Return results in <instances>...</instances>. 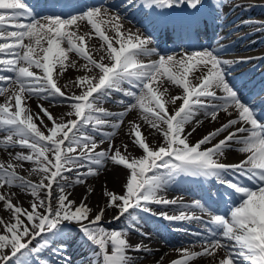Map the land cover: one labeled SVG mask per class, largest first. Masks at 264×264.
<instances>
[{
  "label": "snow or ice",
  "instance_id": "6c2138e0",
  "mask_svg": "<svg viewBox=\"0 0 264 264\" xmlns=\"http://www.w3.org/2000/svg\"><path fill=\"white\" fill-rule=\"evenodd\" d=\"M185 2L193 9L201 5V0H145L142 6L155 11ZM128 3L134 6L135 0ZM49 11L52 14L42 15L23 0H0V67L14 74L0 75L3 82L0 95L7 97L0 103V130L7 133L0 140V146L27 148V154L17 152L13 160L32 162V171L41 177L39 183H34L19 175L17 168L22 165L13 160L0 161V188L19 186L34 198L29 209L14 204L10 196L0 193V201L12 214L9 221L0 218V264H29V257L39 256L51 247L52 238L63 237L66 224L79 227L92 247L93 264H134L129 255L133 246L127 238L130 230L138 228L139 217L134 213L137 210L152 213V204H177L176 200L166 199L160 193L179 174L214 178L231 190L228 194L231 206L226 214L211 216L210 223L216 227L208 229L212 239L205 242L201 251L178 250L181 256L170 264H190L193 259L214 255L220 249L227 252L218 264H240L241 260L264 264V122L258 119L256 112V107L264 106V98L257 104L252 102L254 98L243 97L238 85L228 79L231 62L218 53L204 50L185 53L179 58L162 55L158 60L144 63L139 57L155 51L148 47L150 37L124 31L119 14L109 15L100 7L68 16ZM25 17L28 22H21ZM80 21H86L104 42L100 47L109 62H104V56L99 60L94 58L85 39L91 37V33L79 34ZM105 25L115 36L107 34ZM71 52L86 61L80 65L85 74L73 81L80 89L79 94H68L58 86V77L67 70ZM70 63L73 68L77 66L75 61ZM190 76L198 82L193 83ZM160 77L180 86L183 95L166 98L167 88L161 91L156 86ZM125 81L135 85L139 92L123 88ZM113 91L123 92L134 102L121 100L125 107L119 113L100 107L99 102L110 97ZM37 96L52 101L62 98L60 103H68L71 108L66 113L69 118L58 120L43 105H38L42 116L32 113L27 101ZM177 100L181 101L179 106H176ZM169 104L174 106L171 112ZM133 109H139L145 122L161 132L164 142L150 147L140 125L129 122L133 142L143 152L141 156L125 155L111 144L109 149L97 151L95 133L109 127L113 132L103 135L110 138ZM201 111L212 121L218 119L220 111L229 118L190 143L189 137L202 123L196 119ZM113 116L115 122L110 119ZM45 117L50 127L44 123ZM36 120L40 121L39 126ZM193 121L195 126L187 131L186 125ZM225 133L223 139H217ZM232 143L241 145L238 151L246 154L245 158L239 163H224L220 158ZM205 145L211 147H202ZM108 160L128 172L122 194L107 188L103 193L107 206L118 209L113 219L119 220L125 214L129 218L128 227L121 230L109 231L100 226L105 209L100 208L93 214L86 203L87 197L77 203L69 198L71 193L65 191L66 184H83L88 176L98 175ZM81 168L86 171L80 173ZM74 170L77 175L69 183L64 174ZM229 172L256 183L252 187L242 185L239 179L229 178ZM53 185L58 188L55 204L52 202ZM42 191L45 192L43 198ZM220 195L223 198L225 194ZM194 205L204 210L201 201H194ZM152 214L169 221L199 219L195 213L189 215L184 211ZM37 238H41L39 243L33 245ZM64 247L60 243L52 247L51 252L59 255ZM143 248L142 244L135 245L136 251ZM42 264H51V261L46 259Z\"/></svg>",
  "mask_w": 264,
  "mask_h": 264
},
{
  "label": "bare ground",
  "instance_id": "6f19581e",
  "mask_svg": "<svg viewBox=\"0 0 264 264\" xmlns=\"http://www.w3.org/2000/svg\"><path fill=\"white\" fill-rule=\"evenodd\" d=\"M105 0V5L101 6L100 8L102 9V12L107 10L109 15H116L119 14L121 17V22L123 23L124 26V31L131 30L133 33H139L143 36L149 37L146 34V30H149V33L152 35L154 32H158L159 27L154 28L155 23L153 22L154 20L157 21V16H154L155 11L151 10L148 7L142 6L145 3V0H135V5L133 7H129L128 0L126 2H119L120 0ZM264 0H245L241 2L240 4L238 3V0L234 1V3H238L236 6L237 8H234L232 11V14L230 16H236L238 13H240V9L242 7H245L243 4H248L243 11V15L245 16L246 14L249 15L250 18L248 22L253 23L255 20L258 19L260 23H264V16L259 15L258 13H263L264 9ZM261 2L263 4H261ZM234 3H231L230 6ZM110 5L115 6L116 8H111ZM137 7L136 10L134 8ZM164 11V10H163ZM249 13V14H248ZM240 17L238 21L235 23H239L240 20L245 19ZM108 17L105 16V19ZM166 19H164V22ZM141 22H144L142 24ZM138 23V24H137ZM232 23L231 25L235 24ZM140 24V25H139ZM148 24V25H147ZM79 34L83 33H91V37L86 36V41L88 44V48L91 51L92 55L94 58L98 59L100 56H104L105 60L104 62H109L108 57L103 49H101V44L104 42L96 36L95 32L91 29V26L87 24L86 21H80L79 22ZM152 25V28L150 27ZM161 25V23H160ZM254 26L248 27L247 30H251V28L259 27L262 24H258L255 22L253 24ZM107 30V34L109 36H115V33L111 30H108V26H104ZM170 26L167 27L169 29ZM161 30V27H160ZM239 32L238 34H240ZM167 34V32H166ZM162 33H158L157 35H154L151 37V42L148 45V47H153L157 52L156 53H150L146 56L139 57L141 61L144 63H148L150 61H155L158 60L160 56H168V55H174L177 58L183 56L185 53L188 52H173L171 54H162L160 52L162 48V39H161ZM264 36V35H263ZM260 35L255 34L252 35L251 37L248 38L247 41H250L251 43H254L253 45H257V42L263 41L262 39H259ZM25 43H27V40H25ZM64 46H67L66 44ZM229 48H236L233 53H228L225 55H220L222 59H229L231 57L234 58H242V57H249L253 56L249 61H254L255 59H258L260 57L264 56V44L256 47V48H247V46L243 45L242 43H235L232 44ZM191 54V53H189ZM71 61L76 62V67L73 68L71 67ZM68 63L67 70L64 72L63 75H60L58 77V86L61 87L63 91H65L68 94H79L80 89H78L75 86V79L80 76L84 75V69L80 67V65H83L86 63L83 58L79 57L78 54L75 52L69 53V61L66 62ZM34 71L39 72L40 70L38 69H33ZM94 72L96 71L95 69L93 70ZM1 72V71H0ZM4 76H8V73H2ZM56 74L54 73V77ZM190 79L192 77L190 76ZM193 83H197L195 79H192ZM67 85L65 88L64 86ZM156 86L160 88L161 91H163L165 88H167V93H166V98H171L172 96L176 95H183V90L180 86L174 85L171 81L167 80L166 77H160L159 80L156 82ZM123 88L125 89H131L135 91V85H129L126 81L122 85ZM137 92V91H136ZM4 97V96H3ZM7 98V97H6ZM123 100L125 102H134L132 97L125 96L123 92H118V91H113L111 96L108 98H104L103 100L100 101L102 105L100 107L105 108L109 112L113 113H119L124 111V104H121L120 101ZM112 101V102H111ZM3 103V102H2ZM181 101L177 100L176 106H179ZM28 106L30 107L32 113H40L42 116L43 113L40 112V108L38 105H43L45 108H47L52 115L57 118L58 120L63 117L64 119H68L69 117L66 116V113L71 111V108L69 105L60 103L59 101L55 100H47L43 99L42 97H33L27 101ZM169 111L171 112L173 110V105L169 104ZM229 111H232V109H229ZM235 116V113H233V117ZM229 117L223 112L220 111L218 119L215 121H212L210 117H206L204 113H199L196 116V119L201 120L202 123L196 128V131L189 137V140H192V142H196L198 139H200L203 135L207 134V132L211 131L212 129L219 127L220 124L226 122V120ZM110 119L115 122L116 117H110ZM129 122H135L140 125L141 131L146 137V140L149 144L150 147H158L164 142V137L162 136L161 132L158 131L157 129L152 128L148 123L145 122V120L142 118V113L139 109H133L131 110L127 117L123 120V124L119 127L118 132L115 133L114 137L111 135L110 142H113L114 147L120 148L121 152L125 155H130V156H135L139 157L143 154L142 150L134 144L132 136L130 134V123ZM36 123L40 124L39 120H36ZM44 123L51 126L50 122L47 120V118H44ZM195 126V122L193 121L192 123L186 125V130L190 131L191 128ZM104 133H112L113 129L109 127H105L102 129ZM226 134V133H225ZM225 134H222L220 137H224ZM96 135V139L101 140L98 134ZM218 137L217 139H219ZM103 138V143H100L98 145L97 151L99 149L101 150H106L109 149L110 143L109 140H104ZM194 142V143H195ZM191 143V142H190ZM127 146L125 149L124 146ZM17 152H24L27 153L24 148H18L16 147H7V148H2L0 149V161L3 162H8L9 160H13V156ZM11 153L12 155H9ZM239 156V157H238ZM239 154L235 153H230L229 151L225 150L224 155L220 158L221 161L224 162H237L240 159ZM14 163H17L18 166L17 172L18 173H26V171H29L27 168L28 166L29 169L32 171L34 165L33 163L29 162H17L14 161ZM28 165V166H27ZM86 170V169H85ZM33 172V171H32ZM34 176L33 177L37 180H40V174L37 172H33ZM128 175L127 170L123 166H118L113 164L110 160L106 161L99 169V174L95 176H88L86 179L85 185L80 186L79 188H76V190L71 194V198H73L77 203H79L84 197H87L86 203L88 204L89 207L93 209V214L99 211L100 208H104V215L102 217V220L108 221V222H117V221H127V214L125 216L121 217L119 220L113 219L114 216L117 215L118 209L115 207H108L107 206V198L104 196V190L107 188L109 191H114L117 194H122L123 192V185L125 184V177ZM72 181V179H70ZM91 189L92 191H89ZM0 193H4L13 200L14 204H18L22 206L23 208L26 207L27 205V194L23 192L19 188H11L4 186L0 188ZM164 198L166 199H176L177 194L171 187L166 185L164 189L161 190L160 193ZM176 206V207H172ZM152 209L155 211L158 210L157 212H166L169 210V208H183V205L180 204H152L150 206ZM135 214V213H134ZM11 212L7 210L4 207V202L0 201V218H3L5 221L11 220ZM140 219L137 220V225L138 228L137 230H130L128 233V240L129 243L133 246L132 249L129 251V255L133 257V259H139L140 261L138 264H169L172 260H174V257L181 256V252L178 250L187 248L190 250H202V248L205 246L204 244H198V245H189V246H175V247H169L167 244L170 242L169 239H165V237H157L155 234H153L150 231L151 226L144 222L140 215H138ZM129 219V218H128ZM2 231V230H0ZM136 231L146 233L147 235H140L139 233L137 234ZM70 238V236H69ZM173 242L177 241L175 239H171ZM81 241V240H80ZM136 244H142L144 246L143 249L140 251L135 250V245ZM146 249V250H145ZM68 254L72 256H76L78 259V254L79 252V242L75 243L74 246L70 245L68 248ZM227 250L225 249H220L218 250L214 255H203L198 258L193 259L190 261V264H218L219 259L223 258L226 255ZM80 259H78L79 261ZM80 264H87L86 262H82Z\"/></svg>",
  "mask_w": 264,
  "mask_h": 264
},
{
  "label": "rangeland",
  "instance_id": "374dc122",
  "mask_svg": "<svg viewBox=\"0 0 264 264\" xmlns=\"http://www.w3.org/2000/svg\"><path fill=\"white\" fill-rule=\"evenodd\" d=\"M51 125V124H50ZM49 126V125H48ZM50 127V126H49ZM0 132H3L2 130H0ZM1 140V139H0ZM29 151V150H28ZM28 166V165H27ZM29 167L30 166H28V170L29 171H26V173L27 174H29L30 176L33 174V172L29 169ZM19 175H21V176H24L26 179H28V180H30V178L26 175L25 176V174H19ZM65 176H67L68 177V179L69 178H73V176H72V174H68V172L67 173H65L64 174ZM33 176V175H32ZM60 183H64V181H60ZM70 183V182H69ZM86 183V182H85ZM85 183H83V184H75V183H70V186L69 185H65V191L66 192H68V193H73L75 190H76V188H79L80 186H82V185H85ZM74 184V185H73ZM7 187H11V188H14V187H16V188H19V189H21L23 192H25L26 194H27V197H28V200H27V205H26V207H24V208H29L30 209V204L33 202V197L31 196V194H30V192L28 191V190H26L25 188H22V187H19V186H7ZM57 193H58V188H57V186L56 185H53V199H52V201H55L56 200V196H57ZM43 195H44V192L42 191L41 192V197L43 198ZM70 199H73V198H71V195H70V197H69ZM74 200V199H73ZM40 211H43V209H40ZM27 222V221H26ZM65 263H70V260L66 257V256H61L60 257ZM140 260L139 259H136V260H134V264H138V262H139Z\"/></svg>",
  "mask_w": 264,
  "mask_h": 264
}]
</instances>
